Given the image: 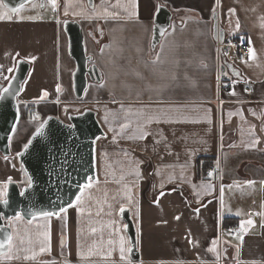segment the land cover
Listing matches in <instances>:
<instances>
[{
  "label": "crops",
  "instance_id": "0c3cea01",
  "mask_svg": "<svg viewBox=\"0 0 264 264\" xmlns=\"http://www.w3.org/2000/svg\"><path fill=\"white\" fill-rule=\"evenodd\" d=\"M45 2L40 17H13L0 1V15L11 17L0 19V84L23 58L31 69L21 116L42 101L64 120L91 108L107 136L97 143V180L79 202L58 218L13 219V248L0 264H264V0ZM160 5L173 19L153 48ZM66 19L81 24L101 72L82 100ZM215 21L226 40L251 47L235 66L240 78L220 54ZM22 180L15 156L0 153V199ZM121 208L135 226L138 262ZM225 219L237 222L224 227Z\"/></svg>",
  "mask_w": 264,
  "mask_h": 264
},
{
  "label": "water",
  "instance_id": "95a60500",
  "mask_svg": "<svg viewBox=\"0 0 264 264\" xmlns=\"http://www.w3.org/2000/svg\"><path fill=\"white\" fill-rule=\"evenodd\" d=\"M13 17L25 6L39 2L45 7V0H0ZM93 8L95 0H87ZM22 6V7H21ZM18 8V12L11 9ZM173 13L165 5H160L155 14L152 47L155 48L171 26ZM63 30L68 39V53L75 62L73 89L77 100H82L90 82H101V72L93 64L92 55L86 48V35L81 24L72 19L63 22ZM163 33V35H161ZM214 37L223 43L225 33L214 24ZM234 77L240 78L239 70L227 63ZM31 64L20 58L5 84H0V153L4 157L15 155L28 177V183L21 185L9 181L4 196L0 199V239L12 234V220L17 217L25 221L45 217L51 212L53 217L73 207L77 197L86 189L85 184L97 180V143L107 136L97 112L87 108L79 113H69L67 120L56 115H48L32 133L24 147L13 153L11 140L20 121L19 96L26 82ZM7 201L5 204L4 202ZM126 222V232L130 240L129 252L133 262L140 260L137 250V233L128 209L121 212ZM65 238L62 237L64 245ZM8 254V253H7ZM5 254V255H7ZM3 255V256H5ZM0 256V257H3Z\"/></svg>",
  "mask_w": 264,
  "mask_h": 264
},
{
  "label": "rangeland",
  "instance_id": "374dc122",
  "mask_svg": "<svg viewBox=\"0 0 264 264\" xmlns=\"http://www.w3.org/2000/svg\"><path fill=\"white\" fill-rule=\"evenodd\" d=\"M31 5L23 7L19 11V15H29L33 17H40L44 15V11L42 10L39 2H34V4ZM55 6L54 9H56ZM53 112H56V109L48 101L39 102L36 106H29L28 108L23 107L21 123L11 140L13 153L19 152L24 147L32 133L38 128L44 119ZM29 133L31 134L28 135ZM21 139H23V141H21ZM21 169L23 171V180L21 185H25L28 183V177L22 167Z\"/></svg>",
  "mask_w": 264,
  "mask_h": 264
},
{
  "label": "built area",
  "instance_id": "2783aa9c",
  "mask_svg": "<svg viewBox=\"0 0 264 264\" xmlns=\"http://www.w3.org/2000/svg\"><path fill=\"white\" fill-rule=\"evenodd\" d=\"M217 46L220 50L221 56L226 59L228 63L234 66H236V64L245 62L251 53V47L249 43L240 37H233L227 40L225 39L223 43L218 41ZM213 173V169H208L206 177L210 178ZM223 261L224 259H221V262Z\"/></svg>",
  "mask_w": 264,
  "mask_h": 264
},
{
  "label": "snow or ice",
  "instance_id": "6c2138e0",
  "mask_svg": "<svg viewBox=\"0 0 264 264\" xmlns=\"http://www.w3.org/2000/svg\"><path fill=\"white\" fill-rule=\"evenodd\" d=\"M55 3H56V0H52V4H53V6H55ZM2 6H3V5L0 4V7H2ZM21 7H22V6H21ZM11 11H13V12H18L19 9H18V8H13V9H11ZM230 11H234V10H230ZM65 14L67 15V13H65ZM5 18H7V19H9V20L11 19L10 16H7V17H6V16H2V15H0V19H5ZM161 35H163V33H161ZM253 55H254V53H253ZM157 59H159V57H157ZM106 118H107V117H106ZM122 127H123V128H126V127H128V125L125 124V125H123ZM140 138L143 139V138H145V137H144L143 135H141ZM250 183H251V182H250ZM84 187H86V188L91 187V181H89L87 184H85ZM76 199H77V201L79 202L80 197L78 196ZM4 203L6 204L7 201H5ZM120 211L123 212L124 209L121 208ZM43 215H45V216H51V215H54V213L46 212V213H43ZM17 219H19V217H17ZM248 223L251 224L252 221L249 220ZM2 231H3V229H0V232H2ZM241 239H242V238H241ZM123 244H124V241H123V238H122V239H121V249H120L121 254H122V258H123V254H124V252H125V248L123 247ZM12 248H13V236H12V234H8L7 237H6V239H0V256H3V255H5V254L11 252ZM44 250H45L44 248H41V251H44ZM128 251L130 252L131 249H128ZM25 258L27 259V258H30V257H25Z\"/></svg>",
  "mask_w": 264,
  "mask_h": 264
},
{
  "label": "trees",
  "instance_id": "16d2710c",
  "mask_svg": "<svg viewBox=\"0 0 264 264\" xmlns=\"http://www.w3.org/2000/svg\"><path fill=\"white\" fill-rule=\"evenodd\" d=\"M15 154V153H14ZM13 156H15V155H13ZM208 160L209 159H201L200 160V162H202L203 161V168L205 169H207V168H209V166H210V163H208ZM235 222H237L236 220H232V219H225L224 220V227H228V226H230V225H232V224H234Z\"/></svg>",
  "mask_w": 264,
  "mask_h": 264
},
{
  "label": "flooded vegetation",
  "instance_id": "af4514ba",
  "mask_svg": "<svg viewBox=\"0 0 264 264\" xmlns=\"http://www.w3.org/2000/svg\"><path fill=\"white\" fill-rule=\"evenodd\" d=\"M64 22V21H63Z\"/></svg>",
  "mask_w": 264,
  "mask_h": 264
}]
</instances>
